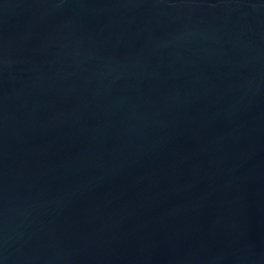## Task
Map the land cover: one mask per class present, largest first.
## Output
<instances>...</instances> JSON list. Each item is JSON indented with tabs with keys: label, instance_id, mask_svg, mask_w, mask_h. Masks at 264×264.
I'll return each instance as SVG.
<instances>
[{
	"label": "water",
	"instance_id": "water-1",
	"mask_svg": "<svg viewBox=\"0 0 264 264\" xmlns=\"http://www.w3.org/2000/svg\"><path fill=\"white\" fill-rule=\"evenodd\" d=\"M0 264H264V0H0Z\"/></svg>",
	"mask_w": 264,
	"mask_h": 264
}]
</instances>
